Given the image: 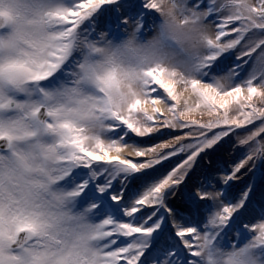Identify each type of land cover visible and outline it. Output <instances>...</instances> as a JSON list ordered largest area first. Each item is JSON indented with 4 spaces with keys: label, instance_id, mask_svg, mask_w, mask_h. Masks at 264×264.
<instances>
[{
    "label": "snow or ice",
    "instance_id": "snow-or-ice-1",
    "mask_svg": "<svg viewBox=\"0 0 264 264\" xmlns=\"http://www.w3.org/2000/svg\"><path fill=\"white\" fill-rule=\"evenodd\" d=\"M174 7L206 54L122 112L83 53L166 41L157 0H0V264H264V0Z\"/></svg>",
    "mask_w": 264,
    "mask_h": 264
},
{
    "label": "clouds",
    "instance_id": "clouds-1",
    "mask_svg": "<svg viewBox=\"0 0 264 264\" xmlns=\"http://www.w3.org/2000/svg\"><path fill=\"white\" fill-rule=\"evenodd\" d=\"M161 24L168 28V39L159 41V33L151 32L136 39L131 34L111 48L93 53L85 50L83 55L86 67L99 70V74L112 69H119V84L112 90L114 102L119 110L126 112L128 104L143 92V69L162 65L177 71H186L185 63L190 57L202 58L206 54V39L211 30L205 25L197 27L185 23L177 7L178 0H157ZM171 26V27H168ZM11 28L0 17V32H9ZM90 127V125H89ZM239 249H221L216 257V264H233Z\"/></svg>",
    "mask_w": 264,
    "mask_h": 264
}]
</instances>
